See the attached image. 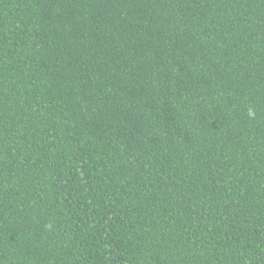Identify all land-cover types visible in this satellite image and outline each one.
<instances>
[{"label": "trees", "instance_id": "16d2710c", "mask_svg": "<svg viewBox=\"0 0 264 264\" xmlns=\"http://www.w3.org/2000/svg\"><path fill=\"white\" fill-rule=\"evenodd\" d=\"M0 264H264V0H0Z\"/></svg>", "mask_w": 264, "mask_h": 264}]
</instances>
